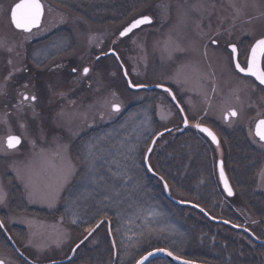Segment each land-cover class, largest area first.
<instances>
[{
  "label": "rangeland",
  "instance_id": "obj_1",
  "mask_svg": "<svg viewBox=\"0 0 264 264\" xmlns=\"http://www.w3.org/2000/svg\"><path fill=\"white\" fill-rule=\"evenodd\" d=\"M20 1L0 0V39L12 49L0 48V218L19 250L34 264L64 262L92 232L93 227L84 225L98 212L111 223L115 249L108 225L101 226L76 252L80 259L89 255L92 264H113L115 250L123 253L121 264H135L156 249L198 264H264V249L258 251L242 233L204 225L194 212L129 203L144 200L137 193L109 203L117 177L128 175L138 156L131 143L151 142L159 132L183 125L168 95L131 91L122 68L132 85L171 88L192 126L215 128L222 139L220 158L228 156L226 134L234 135L236 129L245 132L239 135L247 137L255 152L264 153L253 133L264 118V93L236 72L228 50L234 44L247 52L264 38V0H151L136 7L129 20L127 13L108 24L98 23L94 14L86 17L89 22L42 0V27L30 34L16 31L11 23V10ZM143 16L153 23L119 38ZM169 38L181 49L171 57L162 51ZM112 50L121 65L114 56L97 60ZM85 67L90 69L87 76ZM21 93L36 100L23 101ZM112 104L120 111H113ZM135 105L142 111L136 125L105 130ZM230 111L237 117L227 121ZM177 131L158 142L153 162L173 148ZM9 135L22 139L18 149L6 147ZM217 158L209 169L218 188ZM259 164L252 176L253 164L243 169L242 161L240 168H231L232 175L251 180V191L238 183L236 196L229 199L218 189L221 197L209 210L219 219L231 212L236 217L232 223L264 240V203H256L261 196L264 200V159ZM205 188V181L190 188L192 193L176 188V198L198 203ZM106 214L115 217L116 232ZM185 220L192 236L185 231ZM5 238L0 231V261L28 264ZM155 261L150 264H170Z\"/></svg>",
  "mask_w": 264,
  "mask_h": 264
},
{
  "label": "trees",
  "instance_id": "obj_2",
  "mask_svg": "<svg viewBox=\"0 0 264 264\" xmlns=\"http://www.w3.org/2000/svg\"><path fill=\"white\" fill-rule=\"evenodd\" d=\"M49 1H51L50 4L52 3L53 5L56 4L55 6L68 10L69 12L76 14L78 17L84 18L87 21H89V19H87L86 17L89 16L88 14L91 13V15L94 14L93 16L96 17V21L98 20L97 21L98 23L106 22L108 24L109 22H112L114 16L118 17L127 13L130 14V17L128 18L129 20L130 18L133 17L131 16V14L136 7L151 0H49ZM140 109H141V105H135L131 107L116 121L115 124L105 127V130L106 131H109L111 129H115L116 131L121 130L126 127L127 123H132L136 125V122L140 119V116L142 115V111H140ZM122 135L123 132L121 136ZM166 136L168 137V135ZM228 138H229V143L227 142V146L225 144L226 149L227 147H229L227 150L228 156H226V167L228 174L230 175L231 181L234 185L242 182L245 183V181L241 179V177L239 176L241 175L240 173L237 177L235 175H232L233 170L231 168H235V167L240 168L242 161H244L245 165L243 166L244 167L243 169H246L247 166L253 164V162L255 161L252 155L255 151L251 148L246 138L240 136L238 133H234V135L230 134ZM175 141L176 142L172 144L173 148H170L169 151H167V155H165L164 158L158 156L156 158L157 160L153 162L156 156L155 154L157 153L156 150L158 149L157 148L158 143H157L150 158V165L153 172H155V174L163 178V180L169 186L171 195L174 198H176V194H177L176 188H178V192L179 191L185 192L187 190L190 193H192L193 189L189 190L190 188L198 189V187L201 185V182L205 181L206 188L203 189L204 193L201 191L202 197L199 199L198 203H193V204L200 206L207 213H209V215L214 217L212 212H210L209 207L210 205L212 206L215 204L212 202L219 200V198L221 197L220 195L221 192H219L220 188L219 187L217 188L213 176L211 177V173H210L211 169H209V167H210V162L213 160V158H217L216 150L204 138H201L199 135H197L195 132L191 130L186 131L183 134H178V136L175 138ZM151 142L146 140L144 142L131 143L132 149L134 148V145L136 146L135 149L138 151V156L135 160V163L133 164V169L131 168L129 171L130 176L129 174L127 175V172H123L122 176L117 177L115 181V185L112 188V193L109 197V203L111 202L118 203L122 199L128 200L131 198L130 197L131 193L132 194L137 193L140 194L141 198L144 200L143 201L132 200L129 203H150V207H154V204H160V206L158 207L156 206L158 209H160V211L163 210L164 207L170 206L171 208H174L175 211H178L180 213L182 211L194 212L197 217L196 220L203 222L204 225L208 224L211 227H221L227 230H232L228 227L211 223L206 219V217H204L201 213L197 212L194 209L179 208L173 205L166 198L162 183L157 178L151 176L145 168V164H144L145 156H143V154L145 151H146L145 154L147 153L151 145ZM125 145H127L128 147V144ZM119 151L121 150L119 149ZM155 165L159 168H157ZM169 166L173 167V169H171ZM101 196L104 195H100V197ZM259 198H260L259 202L262 205L261 207H263L262 203H264V200H262V196ZM218 208L219 207L217 206L215 207V209ZM98 214L100 215V213L97 212V214L93 218V221L90 224L84 225V227L94 228L98 223L103 221L104 218H100ZM225 215L226 216L223 218V220H226L228 222H231L232 220L236 221V217H234V215L231 212H228ZM104 217H109V219L113 223V231L116 232L117 224L115 217L111 214H106L104 215ZM185 223H186V230L185 229L184 230L190 236H192L190 233L193 231L188 226L189 222L185 220ZM199 226H200V222H199ZM243 235L246 238H248L245 234ZM256 236L258 237V235ZM6 241L8 242L7 239ZM256 247L258 248V250L264 249V247L258 245ZM173 253L178 256L176 252ZM88 256L89 255H87V258L80 259L78 255H76L75 259L67 264H92L91 262H89ZM122 257H123V253L121 250H119L117 257L118 260L117 264L122 263ZM245 259H249V258L245 257ZM156 261H163V260H156Z\"/></svg>",
  "mask_w": 264,
  "mask_h": 264
},
{
  "label": "water",
  "instance_id": "obj_3",
  "mask_svg": "<svg viewBox=\"0 0 264 264\" xmlns=\"http://www.w3.org/2000/svg\"><path fill=\"white\" fill-rule=\"evenodd\" d=\"M33 2H38L41 6H42V15H41V18H40V21H39V24L38 26H34L31 28V31H24L23 29H18L16 28L14 22L12 21V14L13 13H16L17 15L20 16L22 22H26L30 16H31V9L28 7V5H31ZM18 5H24L25 7H22V8H17ZM45 5L44 3L41 1V0H21L20 2H18L11 10V13H10V19H11V23H12V26L14 27V29L18 32H22V33H26V34H30L38 29H40L42 27V24H43V20H44V16H45ZM141 18V17H139ZM137 18V19H139ZM152 19V18H151ZM136 20V19H135ZM135 20H133L132 22H134ZM131 22V23H132ZM130 23V24H131ZM152 23H153V20H152ZM151 23V24H152ZM129 24V25H130ZM151 24H145V25H141L139 28H136V29H133V31L131 33H129L127 36H121V32L124 31L125 27L119 34V38L120 39H125V38H128L129 36H131L134 32L140 30L141 28L145 27V26H150ZM114 56L118 61H119V64H120V60H119V56L117 55V53L115 51H109L107 54L105 55H102L100 57H98L97 60H100L102 58H106V57H112ZM236 59V58H235ZM262 59H263V56H261L259 58V65H260V68L262 69ZM237 61H235V64H236ZM121 65V64H120ZM122 67V66H121ZM237 71L239 72V70L237 69ZM122 72H123V76H124V79L125 81L127 82V85L128 87L131 89V91L133 92H140V91H148V92H152V91H159V92H162L163 94H166L169 96L170 100L172 101V103L174 104V106L179 110L180 114L182 115L183 117V120H184V123L182 125V128L179 130V133H184L186 130H193L199 134H201L202 136H204L209 142L210 144L214 147V149L216 150V157L217 158V164H216V168H217V177H218V180H219V183H220V186H221V189L223 191V193L226 195L227 198L229 199H232L234 196H235V192L231 186V182L228 178V175H227V167H226V160L225 158H220L218 156V152L219 150L222 148V143L218 137V135L209 127L205 126V125H200V127H196L195 125L192 126V124L189 123L188 119L186 118L185 116V113H184V110L182 109V107L180 106L175 94L173 93V91L170 89V88H166V87H132L130 86L129 84V81L130 78L127 75H125V73H127V71L125 70V68H122ZM241 73V72H239ZM242 75L246 76V77H252L254 78L259 84L260 82L254 77V76H250V75H246L245 73H241ZM132 85V83H131ZM262 86H264V84H260ZM166 89H168L169 91H166ZM173 96L175 97V99H173ZM229 117V116H228ZM227 117V118H228ZM235 117V116H234ZM185 118L187 120V122H185ZM261 121V120H260ZM259 121V122H260ZM259 122L257 123L256 125V128H255V135L256 137L262 142L264 143V140H261L260 139V136L257 134V131H258V128L257 126L259 125ZM201 128H207L209 129L216 137V141H213L212 137L209 136L206 132H203L201 131L200 129ZM176 131V128H173L171 130H166L163 133V135L158 134L152 141L147 153H146V156H145V168L147 169V171L149 172V174L155 178H157L161 183H162V186H163V189H164V193H165V196L166 198L175 206L179 207V208H191V209H194L196 210L197 212L201 213L204 217H206V219L208 221H210L211 223L213 224H216V225H220V226H225V227H228L234 231H238V232H241V233H244L246 234L247 236H249L253 241H255L257 244L261 245V246H264V241H260L258 240L252 232H250L248 229H246L245 227H240V226H236L235 224L231 223V222H228L225 223L226 220H221V219H216L214 217H212L211 215H209V213H207L203 208H201L200 206L198 205H195L193 203H189V202H183L181 200H178L176 198H174L172 195H171V191H170V188L169 186L167 185V183L163 180V178H161L160 176L156 175L151 166H150V158L152 156V153L158 143L159 140H161L164 136L166 135H169L173 132ZM260 132L264 133V126H261L260 129H259ZM21 139V138H20ZM7 140V139H6ZM22 145V139H21V143L20 145L16 148L18 149L20 146ZM7 147V145H6ZM9 150H15V149H9ZM221 167L223 168V174H224V177L222 178L221 177ZM227 179L228 181V187L231 188L232 190V195H229L228 191L226 190L225 188V183H224V179ZM0 224H2L1 229L3 230V232L5 233L7 239L9 240V242L11 243L12 247L14 248V250L17 252V254L28 264H34L33 262H31L20 250L19 248L17 247V245L15 244V242L12 240L11 236L8 234V232L5 230L4 226H3V223L1 222L0 220ZM104 224H107L108 225V229H109V236H110V239H111V243L113 244V247L115 249V243H114V240H113V236L111 234V223L109 220H103L101 221L100 223H98L96 225V227L92 230V232L89 234V236L83 240L80 244H78L72 251V254L71 256L64 262H61V263H54V264H67V263H70L71 261L74 260L75 258V255H76V252L77 250L86 242V240L92 236L95 232H97L100 227ZM235 225V227H234ZM167 252H171L169 250H166V249H163V251H158V249L156 250H152V251H149L148 253H146L145 255H143L135 264H139V261L143 260L144 264H150L151 262L155 261V260H164L170 264H183L184 261H188V264H198L196 262H192V261H189V260H186V259H183L177 255H175L174 253H172L173 255L172 256H169L167 255ZM151 253V255H150ZM117 252L116 250L114 251V263L113 264H117ZM175 257H179V259H176ZM146 258V259H145ZM0 262H3V261H0ZM3 264H5L3 262Z\"/></svg>",
  "mask_w": 264,
  "mask_h": 264
},
{
  "label": "snow or ice",
  "instance_id": "obj_4",
  "mask_svg": "<svg viewBox=\"0 0 264 264\" xmlns=\"http://www.w3.org/2000/svg\"><path fill=\"white\" fill-rule=\"evenodd\" d=\"M25 7L24 5H18L17 8H22ZM28 7L31 9V16L30 18L26 21V22H22L21 18L19 15H17L16 13L12 14V21L14 22L16 28L18 29H23L24 31H31V28L34 26H38L41 15H42V6L38 3V2H33L31 5H28ZM152 23V19L150 16H143L139 19H136L134 22H132L127 28L124 29L123 32H121V36H127L129 33H131L133 31V29L139 28L141 25H145V24H151ZM212 43H217L216 40H212ZM0 48H7L8 51H12V49L10 47L7 46V43L5 40L0 39ZM231 48V54L233 56H238V50L236 45H230ZM181 50L179 48V45H175L173 46L171 38H169L168 41L164 42V48L162 49L163 52L167 53L169 55V57H171V55L173 54V52L175 51H179ZM261 56H264V38L259 39L255 42V44L251 47V55L249 58V62L247 64L246 67H242L239 63V61L237 60L235 67L236 69L239 70V72L241 73H245L246 75H250V76H254L259 82L260 84H264V70H262L260 68L259 65V58ZM9 63H11V61H9ZM76 69H73V72H75ZM90 69L85 67L83 69V75L87 76L89 73ZM125 75H127V73H125ZM11 77V74L9 76V78ZM130 86L132 87H143V85H131V81H129ZM26 87V85H25ZM166 91H169L168 89H166ZM0 94H3V90L2 88H0ZM22 96V100L23 101H35L36 97L33 96H28V95H24L23 93H21ZM173 99H175V97L173 96ZM18 108L20 107V105L17 106ZM111 109L115 112H119L120 111V106L117 104H112L111 105ZM229 116H236L237 113L235 111H230L228 113ZM185 122H187L186 118H185ZM261 126H264V120H261L259 122V125L257 126L258 131L257 134L260 136L261 140H264V133L260 132L259 129ZM196 127H200V125H196ZM203 132H206L209 136L212 137L213 141H216V137L215 135L207 128H201L200 129ZM161 135H163V133H161ZM21 143V139L18 136L15 135H9L7 137L6 140V145L8 149H16ZM221 177H224L223 174V168L221 167ZM64 179H67V176H64ZM224 183H225V188L228 191L229 195H232V190L230 187H228V181L225 178L224 179ZM4 199L3 196H0V202H2ZM225 223H227V221H225ZM0 226H2V224H0ZM235 227V225H234ZM158 251H163V249H158ZM151 255V253H150ZM167 255L172 256V252H167ZM176 259H179V257H175ZM146 259V258H145ZM0 264H3V262H0ZM139 264H144L143 260L139 261ZM183 264H188V261H184Z\"/></svg>",
  "mask_w": 264,
  "mask_h": 264
},
{
  "label": "flooded vegetation",
  "instance_id": "obj_5",
  "mask_svg": "<svg viewBox=\"0 0 264 264\" xmlns=\"http://www.w3.org/2000/svg\"><path fill=\"white\" fill-rule=\"evenodd\" d=\"M212 45L214 46V47H218L219 46V44H218V42L217 43H212ZM237 47V50H238V56H233L232 54H231V56H232V60H233V62H234V68H235V70H236V72L241 76V77H244V78H249V80H252V82H253V84H254V86L256 87V88H258L260 91H262L263 93H264V86H262V85H260L254 78H252V77H246V76H244V75H242L241 73H239L238 71H237V69H236V67H235V61H239V63H240V65L242 66V67H246L247 66V64H248V62H249V58H250V55H251V48L246 52L245 50H241L238 46H236ZM243 48H245V47H243ZM228 50L230 51V53H231V48H230V46L228 47ZM236 58V59H235ZM245 62V63H244ZM262 70H264V56H263V59H262ZM260 120H264V118H261V119H259L257 122H256V124L254 125V129H253V133H254V137H255V139L258 141V143L260 144V145H262L263 147H264V143H262L257 137H256V135H255V128H256V125H257V123L260 121ZM211 128V127H210ZM213 128V127H212ZM211 128V129H212ZM217 135H218V137L220 138V134H219V132L215 129V128H213L212 129ZM191 131H193V130H191ZM225 133H227V132H225ZM235 133H240V134H242V135H244V131L243 130H241V129H239V130H235ZM227 135V137L230 135V134H226ZM245 137V136H244ZM246 140L248 141V139H247V137H246ZM249 142V141H248ZM253 157H254V159H255V163H253V165L251 166V165H249V166H251L250 167V169H251V171H249V174H251V176L253 175V172H255L256 170H258L259 169V167H260V165L261 164H259V163H261L262 162V160L264 159L263 158V155H264V153H262V152H259V151H256V152H254L253 154ZM227 175H228V178H229V180H230V182H231V186H232V188H233V190H234V192H235V196H236V190L238 189L237 188V186H235L233 183H232V181H231V178H230V175L228 174V171H227ZM241 177V179H243L244 181H245V183H241L242 184V188L244 189V190H249L250 188H251V186H250V183H249V181H251V180H249L248 181V183L246 182V177L245 176H243L242 177V175L240 176ZM254 184H256V183H254ZM253 185V184H252ZM219 186V185H218ZM250 191H251V189H250ZM234 196V197H235ZM254 203V202H253ZM256 203H260L259 201H257ZM1 219V221H2V223H3V220H2V218H0ZM243 226H245V225H243ZM246 227V226H245ZM0 231H1V233L2 234H4V232H3V230L1 229V227H0ZM246 235V234H245ZM247 236V235H246ZM258 240H260V241H264V240H261L259 237H257L256 235H254ZM248 238H249V240L250 241H253L249 236H247ZM255 244H257L255 241H253ZM257 245H259V244H257ZM261 246V245H260ZM261 247H264V246H261ZM258 250V249H257ZM258 251H260V250H258ZM251 261V260H250ZM251 263H253L252 261H251Z\"/></svg>",
  "mask_w": 264,
  "mask_h": 264
}]
</instances>
